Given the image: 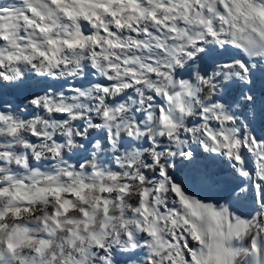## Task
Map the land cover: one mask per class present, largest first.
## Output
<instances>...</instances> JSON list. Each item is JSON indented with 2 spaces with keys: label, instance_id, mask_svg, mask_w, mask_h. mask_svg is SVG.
I'll return each mask as SVG.
<instances>
[{
  "label": "snow or ice",
  "instance_id": "1",
  "mask_svg": "<svg viewBox=\"0 0 264 264\" xmlns=\"http://www.w3.org/2000/svg\"><path fill=\"white\" fill-rule=\"evenodd\" d=\"M0 264H264V0H0Z\"/></svg>",
  "mask_w": 264,
  "mask_h": 264
}]
</instances>
